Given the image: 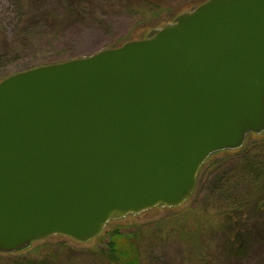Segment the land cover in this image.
Segmentation results:
<instances>
[{
	"label": "water",
	"instance_id": "water-1",
	"mask_svg": "<svg viewBox=\"0 0 264 264\" xmlns=\"http://www.w3.org/2000/svg\"><path fill=\"white\" fill-rule=\"evenodd\" d=\"M264 133V0H208L147 37L0 81V253L172 209Z\"/></svg>",
	"mask_w": 264,
	"mask_h": 264
},
{
	"label": "rangeland",
	"instance_id": "rangeland-1",
	"mask_svg": "<svg viewBox=\"0 0 264 264\" xmlns=\"http://www.w3.org/2000/svg\"><path fill=\"white\" fill-rule=\"evenodd\" d=\"M206 1L0 0V81L144 39ZM262 142L264 133L252 134L242 148L211 156L199 171L192 196L176 208L111 221L88 242L62 236L36 241L23 252L0 253V264H118L110 258L113 241L132 246L140 264H264L263 193L247 169V160L253 161L264 179ZM239 214L240 232L249 237L237 259L224 243L235 235L229 229L236 227L227 217ZM114 232L131 244L115 239Z\"/></svg>",
	"mask_w": 264,
	"mask_h": 264
},
{
	"label": "trees",
	"instance_id": "trees-1",
	"mask_svg": "<svg viewBox=\"0 0 264 264\" xmlns=\"http://www.w3.org/2000/svg\"><path fill=\"white\" fill-rule=\"evenodd\" d=\"M261 145L264 147V142L261 143ZM263 155V154H262ZM248 165H247V169L249 170V172H251L252 174H254V178H253V185L257 186L258 190L260 193L262 194V201H264V179L262 177V174H260V172H258L259 170L255 169V164L253 163V161H249L247 160ZM249 176L253 177L251 174H249ZM252 185V186H253ZM260 187V189H259ZM262 191V192H261ZM264 208V203L263 206ZM261 208V209H263ZM241 215H236V217H227L226 222L228 223H235L236 227H232V229L230 228L229 230L231 231L230 233L235 234L234 236H228V240L224 243V249L226 250L227 253L233 255V257L240 259L243 257V248L247 247L246 246V242L244 239H247L249 237V234H241V227L239 225H242V221H241ZM247 222V221H245ZM238 230V231H236ZM117 235V236H115ZM119 235V232H114L113 236L116 237L115 239H124L127 242H130L129 238L127 236H121ZM129 240V241H128ZM119 242L113 241L109 247L110 249V258L112 260L118 259L117 263L118 264H140V259L138 257V254L135 252V249L130 246L127 245H120L118 244ZM118 244V245H117ZM131 244V242H130ZM118 250L120 251L119 254H117ZM246 251V249H245Z\"/></svg>",
	"mask_w": 264,
	"mask_h": 264
}]
</instances>
